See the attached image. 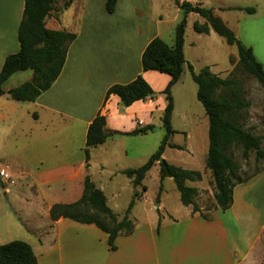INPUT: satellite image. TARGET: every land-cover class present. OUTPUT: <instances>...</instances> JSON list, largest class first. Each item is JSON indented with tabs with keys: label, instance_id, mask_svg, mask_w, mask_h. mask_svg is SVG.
I'll list each match as a JSON object with an SVG mask.
<instances>
[{
	"label": "crops",
	"instance_id": "0c3cea01",
	"mask_svg": "<svg viewBox=\"0 0 264 264\" xmlns=\"http://www.w3.org/2000/svg\"><path fill=\"white\" fill-rule=\"evenodd\" d=\"M80 1V11L70 14L73 0L67 9H62L63 1L57 0L56 11L46 21L47 28L51 30L77 34L69 47L61 75L53 86L34 102H17L6 94L0 97V126L19 109L25 110L30 118L26 123L28 142L15 157L16 178L0 168V172L9 177H0L6 200L10 201L14 196L10 187L24 179H31L39 187H50L51 191L48 194L43 191L41 198L40 192L35 190L30 195L15 196V199L37 205L29 218L36 224L35 228L28 231L35 236V243L40 247L36 249L26 242L32 246L38 264H264V172L234 188L233 204L229 210L215 208L206 215L202 209L201 213H193L192 206H189L185 217L169 216L165 224L160 220L158 228L151 223L142 228L135 225L131 235H120L116 239L115 251L110 250L108 234L96 225L68 218L57 221L50 218L54 204H70L82 197L87 175L105 193L103 173L108 165L117 163V152H110L111 144L121 138L146 137L148 134H122L154 125V114L160 110L164 113L167 105L157 98H148L124 107L115 95L105 101L108 89L115 84L131 83L142 75L151 87L152 80H160V90L163 91L171 80L166 74L144 72L142 68L146 47L161 36L160 24L165 22L163 0H117L113 13L107 12V0ZM203 1L195 0L192 4L212 9L228 27H231L228 22L230 13L250 7L240 8L225 3L213 7ZM175 5L178 6L176 2ZM24 8L25 0H0V72L6 58L20 50L18 30ZM254 8L256 14L250 15L251 18L237 19L239 33L233 28L231 30L245 46L252 48L264 67V29L261 27L264 14L260 15ZM32 76L31 70L15 73L3 88L8 92L30 81ZM100 112L107 116V130L115 135L92 148L87 163L88 128ZM16 123H9L8 130L16 127ZM0 131L5 133L6 130L2 126ZM10 167L8 165L7 169ZM95 167L100 178L93 176ZM116 171L121 173L120 169ZM107 179L112 180L111 177ZM256 185L261 186L262 204L253 205L246 197L237 206L236 190L241 188L242 192H247L257 188L254 187ZM14 210L18 212L17 208ZM44 216L48 220L47 226L39 225ZM146 226H149L148 230Z\"/></svg>",
	"mask_w": 264,
	"mask_h": 264
},
{
	"label": "trees",
	"instance_id": "16d2710c",
	"mask_svg": "<svg viewBox=\"0 0 264 264\" xmlns=\"http://www.w3.org/2000/svg\"><path fill=\"white\" fill-rule=\"evenodd\" d=\"M71 2L72 0H65L62 9H67ZM175 2L184 11V17L176 26L173 46H169L157 37L148 44L142 55L144 72L156 71L171 78L162 92L165 94L167 102L162 117L166 135L158 150L144 165L122 171V174L131 180L135 189L134 197L126 209L125 215L121 219L118 217L110 208L105 193L96 186L89 175L85 178L83 195L77 202L57 203L50 210V218L53 221L68 218L78 223L96 225L101 231L108 234V245L111 251L117 249L115 241L120 235L128 236L133 233L135 224L130 219V214L136 201L141 198L138 188L142 187L144 192L147 191L144 180L156 164L160 166L161 182L167 178L173 179L180 194L181 203L186 207L192 206L193 213H201L200 207L195 203L198 191L188 183L202 181V173L175 166L163 158L168 146L181 149V147L170 143V138L177 133L172 126L175 108L172 88L179 82L187 63L184 46L188 14L195 13L204 19L203 23H194V30L197 33L209 34L213 30L230 46H236L241 69L254 76L264 86V67L255 57L252 48L245 46L225 22L214 14L212 9L202 7V4L180 3L179 0H175ZM56 3L57 0H25L23 18L18 30L20 50L16 54L9 55L2 67L0 97L8 94L12 100L17 102H34L48 91L61 75L69 47L76 40L77 34L67 30L47 28L46 21L56 11ZM116 4L117 0H107V12L113 13ZM241 10L249 15L256 14L254 7ZM188 66L192 78L198 86L197 98L204 106L209 120L206 169L211 172L213 177L217 208L227 211L233 204L234 188L264 172L262 140L259 136L246 131L239 121L240 111L247 108L249 103L240 98L238 81L234 78H222L214 74L209 67L202 68L197 73L191 64ZM27 70L33 72L30 81L8 92L4 90V83L11 76ZM112 95L118 96L124 107H129L135 102L148 98H155L153 88L142 75L131 83L111 86L106 93L105 101ZM106 126L107 116L100 112L88 128L85 148L87 163L90 161V150L104 144L109 137L115 135L108 131ZM153 130L154 125H148L122 135L148 134ZM233 146L243 148L245 159L249 157L250 152H254L256 161L262 162L263 166L257 168L252 175L245 179L239 178L240 167L229 153ZM162 191L163 185L161 184L160 194ZM160 194L157 196V202L160 201ZM0 264H38V260L29 243L14 240L0 245Z\"/></svg>",
	"mask_w": 264,
	"mask_h": 264
},
{
	"label": "rangeland",
	"instance_id": "374dc122",
	"mask_svg": "<svg viewBox=\"0 0 264 264\" xmlns=\"http://www.w3.org/2000/svg\"><path fill=\"white\" fill-rule=\"evenodd\" d=\"M58 1H63V5L65 3V0ZM163 1L165 5L163 9L165 22L160 24V38L168 44H172V42H175L176 26L182 21L184 11L175 5L174 0ZM73 2L70 14L80 11L82 5L80 0H73ZM179 2L183 3L186 1L179 0ZM203 2L211 4L213 7L220 6L223 3L240 8L252 6L259 10L260 15L264 14V0H204ZM229 16L228 22L231 26L229 28H233L232 30L237 33H239L237 19L240 17L251 18L250 15L241 9L235 10ZM196 21L203 22L204 19H201L195 13L190 14L187 21L185 43L187 63L179 82L172 88L175 103L172 126L177 133L170 138V143L181 147V149L168 146L163 158L175 166L202 173V181L189 182L188 185L198 191L195 203L202 209L204 214L210 215L217 208V204L213 177L211 172L206 169L209 147V120L204 106L197 98L198 86L192 78L188 65L191 64L197 73L202 68L209 67L214 74L222 78H234L238 81L239 96L249 103L247 108L240 111L239 121L246 131L261 138L263 150L264 86L254 76L241 69L236 46H230L224 38L217 35L214 31L210 35L197 33L194 30ZM263 22L261 27L264 29ZM151 83L153 84L152 88L155 92V98L166 103L165 94L160 90L162 88L161 81L152 80ZM6 95L8 96V94ZM9 100L11 99L9 98ZM24 112L25 110L19 109L17 114L11 113L13 117L2 124L6 130L5 133L0 131V168L6 169L14 177V170H16L15 157L18 151L27 144L29 138L26 123L30 122V118ZM162 115L163 110L156 111L154 114V130L149 132L146 137H126L111 144L110 152H117V156H115L117 163L108 165L107 171L103 173L102 184L106 186L105 195L109 199L110 208L120 218L125 215L126 209L135 194L133 185L122 174V171L144 165L158 150L166 135ZM15 121H17V126L9 131V123L12 124ZM2 126H0L1 129ZM229 153L240 167L238 177L241 179L252 175L257 168L263 166L262 162L256 161L254 152H250L249 157L245 159L241 146L231 147ZM115 160L111 161L114 162ZM8 165L12 167L7 169ZM116 169H120L121 173H118ZM92 172L95 179L100 178L98 168L95 167ZM107 177H111L112 180H108ZM161 184L163 185V191L160 194ZM144 186L147 187V191L144 192L142 187L138 188L141 198L136 201L130 214V219H132L136 227L142 228L147 223H151L155 228H158L160 220L162 224H165V220L166 222L169 221V216L179 219L185 217L188 208L181 203L180 194L173 179L167 178L161 182L160 166L158 164L153 166L148 172ZM254 187H257V185ZM10 189L13 191L12 195L14 196H12L13 199L7 201L3 194L4 187H2L0 181V193L3 195V198L0 199L3 200L0 203V244H7L14 240L25 242L27 240L38 249L40 246L35 243V236L30 233L34 230L33 228H35L34 225L36 224L29 221L30 216L33 214L32 210L37 205L34 202L26 203L24 200L15 199V196L30 195L35 190L40 192L41 198L43 191L47 194L51 193L50 187H39L31 179H24L17 182L16 186L10 187ZM260 189L261 186L247 192H242L241 188L237 189L234 197L236 198V205H240L246 197L253 205H261L262 191ZM159 194L160 201L157 202ZM13 207L17 208V213ZM47 224L48 220L44 216V220L39 225L47 226ZM146 227L145 229L148 230L149 226ZM232 230L234 238L237 239L238 236L235 229L232 228Z\"/></svg>",
	"mask_w": 264,
	"mask_h": 264
},
{
	"label": "built area",
	"instance_id": "2783aa9c",
	"mask_svg": "<svg viewBox=\"0 0 264 264\" xmlns=\"http://www.w3.org/2000/svg\"><path fill=\"white\" fill-rule=\"evenodd\" d=\"M187 3H193L195 0H185ZM0 177H2V178H9L8 177V174H6L5 172H3V171H1L0 172Z\"/></svg>",
	"mask_w": 264,
	"mask_h": 264
}]
</instances>
